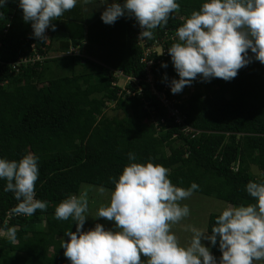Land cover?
I'll return each instance as SVG.
<instances>
[{
    "label": "trees",
    "instance_id": "1",
    "mask_svg": "<svg viewBox=\"0 0 264 264\" xmlns=\"http://www.w3.org/2000/svg\"><path fill=\"white\" fill-rule=\"evenodd\" d=\"M115 2L123 5L124 0ZM176 2L179 11L154 30V38L176 31L206 0ZM102 12L86 22L77 2L52 21L55 31L46 30L45 43L32 35L19 0H6L0 8V158L19 161L34 153L39 167L36 199L47 202L46 210L32 216L14 215L11 210L18 201L4 191L6 181L0 179V231L17 228L15 242L0 235V264H70L61 242L68 240L66 231H76V224L56 219V206L69 195L78 196L82 183L114 189L112 180L130 163V152L137 157L132 162L150 160L166 167L175 186L196 183L194 192L233 205L254 203L246 184L264 182V64L253 59L230 81L198 76L190 85L192 92L179 93L178 104L185 123L197 132L184 133L175 126L157 130L150 111L154 118L164 111L145 81L137 21L126 14L108 25L101 20ZM177 40H165L166 50ZM70 47L86 48L100 63L80 51L52 56ZM35 53L45 58L15 68L17 60ZM49 59H69L83 70L45 80ZM162 64L152 66L157 88L179 78L168 51ZM117 71L138 79L140 92L128 95V89L138 91L136 84H118ZM111 103L121 116L106 112ZM252 166L261 174L253 173ZM219 214H209V233Z\"/></svg>",
    "mask_w": 264,
    "mask_h": 264
},
{
    "label": "clouds",
    "instance_id": "2",
    "mask_svg": "<svg viewBox=\"0 0 264 264\" xmlns=\"http://www.w3.org/2000/svg\"><path fill=\"white\" fill-rule=\"evenodd\" d=\"M5 3L0 0V8ZM76 3L77 0H19V7L23 20L31 22L32 35L47 43L46 30L51 27L55 31L52 21L75 8ZM179 9L176 0H124L123 5L113 0L106 4L101 20L111 25L127 14L141 28L138 39L152 40L154 30L166 26ZM176 37L177 42L167 49L179 77L170 81L173 94L190 86L198 76L204 81H230L253 59L264 64V0H206L184 19L176 29ZM128 158L130 163L112 180L115 187L109 203L102 204L96 213V217L114 221L113 229L97 223L93 229L82 231L88 217L87 190L79 196L69 195L56 206V219H71L76 224V231H66L68 240L61 242L70 264H217L202 240L212 245L218 240V264L264 262V182L250 180L246 184L254 203H226L210 235L207 230L187 226L192 235L182 245L172 226L189 216L188 205L181 202L199 186L192 183L188 188L177 187L168 178L166 167L150 160L132 162L137 157L131 152ZM38 177V157L34 153L29 152L19 161L0 158V179L6 181L4 191L12 192L18 201L11 210L14 215L32 216L37 210H46L47 202L36 199ZM99 191L103 194L105 189L101 187ZM3 231L10 242L17 240L15 226Z\"/></svg>",
    "mask_w": 264,
    "mask_h": 264
},
{
    "label": "rangeland",
    "instance_id": "3",
    "mask_svg": "<svg viewBox=\"0 0 264 264\" xmlns=\"http://www.w3.org/2000/svg\"><path fill=\"white\" fill-rule=\"evenodd\" d=\"M112 1L113 0H88V2L85 3V0H77V2H79L81 5L82 10L84 11L83 16L86 22L92 20L97 14L102 12L105 9L106 4L107 3L110 4L112 3ZM45 35L47 36V32H45ZM76 50L77 52L80 51L82 55H85V57L90 59L91 61L100 63L99 61L100 59L92 54H88L86 48L84 47H82L81 49L76 48ZM60 53L62 52L53 53L52 56L55 54L59 55ZM80 65L81 64L79 63L73 65L69 59H57V60L49 59V61L44 66L43 78L46 80L58 76L70 75L72 73H79L80 70H83L82 67H80ZM86 66H90V64L87 63ZM124 83H125V79L123 77H118V84L123 86ZM192 91H193V86H185L182 90L183 92L182 94L183 96H187ZM106 112L109 115L114 114L121 116L123 114L121 110L118 109L114 110V106L112 103L108 106ZM251 171L258 175L261 174V172L255 166H252ZM100 188L101 186H97L93 184H88V183L81 184L80 192L87 190L89 197L88 212L86 213L88 217L86 218L82 231H88L90 229H93L97 223L102 224L105 227V229L114 228V221H106L103 218L96 217L98 208L102 204L109 203L110 192L111 190H114L103 187L105 189V192L102 194L99 191ZM181 203L188 205L190 209V214L188 217L184 218L180 223L173 225L172 231L178 237L182 245H186L192 235L190 231L186 230L187 226L191 225L201 230H207L206 227H207L209 214L221 213V211L224 208V205L226 204V202L223 200L194 191L188 199L182 201ZM206 234L210 235L211 233L207 231ZM0 235L6 236L3 230L0 231ZM201 242L202 244H204L205 247L209 248L211 254L216 258L218 264L219 259L221 257L218 240L216 245H212L207 240H202ZM141 259L142 260L145 259L146 261V258H144L143 256H141ZM260 264H264V262H260Z\"/></svg>",
    "mask_w": 264,
    "mask_h": 264
},
{
    "label": "built area",
    "instance_id": "4",
    "mask_svg": "<svg viewBox=\"0 0 264 264\" xmlns=\"http://www.w3.org/2000/svg\"><path fill=\"white\" fill-rule=\"evenodd\" d=\"M138 32L136 33V40L137 44L142 49V57L141 61L145 63L144 69L146 71V78L145 81L149 83L151 94L153 95L155 101L159 103L164 111V115L160 116L159 118H154L153 113L154 111H150V118L149 120L153 121L154 126L157 130H165L168 129L170 126H175L179 130L183 131L184 133H191L193 135L197 132L188 124L185 123L186 115L184 112L179 108L178 104L181 102L182 95L179 93L173 94L170 91V82H165L161 84L160 88L155 87L154 78L152 73V66L153 64H162L164 57L167 55V50L165 47V40H173L176 38V31L167 32L161 37H155L151 44L147 43V40H140L138 39L139 33L141 28L137 22ZM33 47V44L31 45ZM72 53H78L75 47H70L67 51L60 53V55H68ZM162 53V54H161ZM154 55L161 56L160 58H154ZM45 56L35 53L31 57L20 58L14 64L15 68L19 65H22L27 62H34L35 60H42ZM119 77H123L125 79V86L126 83H134L136 84V88L138 91H131L130 89L127 90V94H135V92L139 93L141 88L138 83V79L132 78L131 76H123L122 73L119 71L115 72ZM122 86V85H121ZM175 135V133L173 134Z\"/></svg>",
    "mask_w": 264,
    "mask_h": 264
},
{
    "label": "crops",
    "instance_id": "5",
    "mask_svg": "<svg viewBox=\"0 0 264 264\" xmlns=\"http://www.w3.org/2000/svg\"><path fill=\"white\" fill-rule=\"evenodd\" d=\"M59 53V52H58ZM56 55V54H55Z\"/></svg>",
    "mask_w": 264,
    "mask_h": 264
}]
</instances>
